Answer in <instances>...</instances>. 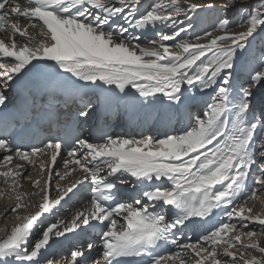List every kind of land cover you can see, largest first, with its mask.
Segmentation results:
<instances>
[{
    "label": "snow or ice",
    "instance_id": "obj_1",
    "mask_svg": "<svg viewBox=\"0 0 264 264\" xmlns=\"http://www.w3.org/2000/svg\"><path fill=\"white\" fill-rule=\"evenodd\" d=\"M207 9L219 15L196 31ZM257 39L264 0H0V214L11 221L0 264H264V57L247 55ZM97 90L107 107L207 99L183 127L18 142L72 98L73 123L87 121ZM97 228L98 243L49 253Z\"/></svg>",
    "mask_w": 264,
    "mask_h": 264
},
{
    "label": "rangeland",
    "instance_id": "obj_2",
    "mask_svg": "<svg viewBox=\"0 0 264 264\" xmlns=\"http://www.w3.org/2000/svg\"><path fill=\"white\" fill-rule=\"evenodd\" d=\"M219 13L215 10H209L205 12L203 21H202V28H211L213 23L216 21L217 16ZM250 58L253 59H260L264 57V40L257 39L252 42V45L249 48V52L247 54ZM1 234V233H0Z\"/></svg>",
    "mask_w": 264,
    "mask_h": 264
},
{
    "label": "bare ground",
    "instance_id": "obj_3",
    "mask_svg": "<svg viewBox=\"0 0 264 264\" xmlns=\"http://www.w3.org/2000/svg\"><path fill=\"white\" fill-rule=\"evenodd\" d=\"M209 10H211V9L202 10V11L199 13V15L195 17V19H194V24H195V26H196V31H201V30H203V28H202V21H203V18H204L205 12H206V11H209ZM143 35H144V37H145L146 39H151V38H153V36H154V31H153V30H148V31H146ZM238 71H239V69H238ZM261 91H264V88H261ZM196 94H199V93L197 92ZM1 185H2V184H0V188H2ZM6 203H7V201L5 200V198H4V197H0V210H2V209L4 208V206L6 205ZM4 223H8V224H10L11 221H10V220H9V221H5L4 218H3V215L0 214V226H2ZM0 235H2V233H1ZM49 253H50V254H55L56 256H61V255L66 254V253H58V252H56V251H54V250H49Z\"/></svg>",
    "mask_w": 264,
    "mask_h": 264
}]
</instances>
